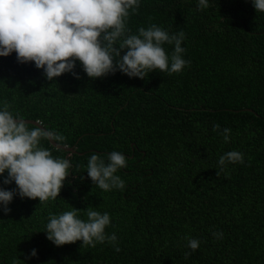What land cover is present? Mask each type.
Returning a JSON list of instances; mask_svg holds the SVG:
<instances>
[{"label": "trees", "instance_id": "16d2710c", "mask_svg": "<svg viewBox=\"0 0 264 264\" xmlns=\"http://www.w3.org/2000/svg\"><path fill=\"white\" fill-rule=\"evenodd\" d=\"M151 23L185 33L190 63L179 73L92 79L77 62L79 79L47 80L14 52L0 57V102L74 151L41 140L54 157L70 158L71 173L56 199L17 196L0 213V264L16 257L17 264H264V12L251 0H209L199 10L197 0H140L128 27L135 33ZM214 124L231 129L227 143ZM113 150L127 157L116 173L125 187L104 191L85 166L90 154ZM229 150L244 162L220 171ZM71 206L85 219L87 206L107 211L105 231L116 234L120 251L46 239L48 214ZM185 236L200 241L189 256ZM32 248L37 256L28 257Z\"/></svg>", "mask_w": 264, "mask_h": 264}, {"label": "clouds", "instance_id": "9594fccd", "mask_svg": "<svg viewBox=\"0 0 264 264\" xmlns=\"http://www.w3.org/2000/svg\"><path fill=\"white\" fill-rule=\"evenodd\" d=\"M256 11L264 12V0H251ZM140 0H0V57L13 52L18 63L32 62L42 69L47 80L70 73L79 79L76 63L87 77L95 79L119 71L129 78L143 79L153 70L179 73L190 63L183 57L185 33L151 23L133 33L128 27L130 14L139 8ZM209 0H197V9L207 8ZM172 45L171 53L165 45ZM219 129L223 141L230 139V128ZM42 139L63 140L51 130L29 128L13 113L7 102H0V213L10 212L14 197L38 198L39 202L58 197L72 163L67 156H53L41 145ZM127 157L113 150L101 156L92 153L87 159L86 173L93 184L104 191L123 189L125 181L116 173L127 167ZM244 154L229 150L219 156L217 164L223 171L229 163H243ZM218 175V172H217ZM6 188L4 185L13 184ZM69 207L49 213L44 226L46 239L56 246L80 241L94 247L109 243L119 252L117 236L106 233L110 214L93 206ZM214 237L221 234L213 232ZM189 252L198 249L197 238L185 236ZM28 257L37 256L32 248ZM17 257L12 264H17Z\"/></svg>", "mask_w": 264, "mask_h": 264}, {"label": "water", "instance_id": "95a60500", "mask_svg": "<svg viewBox=\"0 0 264 264\" xmlns=\"http://www.w3.org/2000/svg\"><path fill=\"white\" fill-rule=\"evenodd\" d=\"M26 122V124H32L36 127H38L39 129L41 130H45L39 122L37 121H32V120H24ZM49 143L55 147L56 149H60V150H64V151H67V152H74L72 148H69V147H66V146H62L56 142H54L52 139H48Z\"/></svg>", "mask_w": 264, "mask_h": 264}]
</instances>
